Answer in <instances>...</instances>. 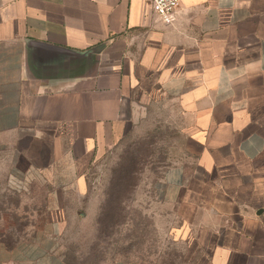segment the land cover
Here are the masks:
<instances>
[{
	"label": "crops",
	"instance_id": "0c3cea01",
	"mask_svg": "<svg viewBox=\"0 0 264 264\" xmlns=\"http://www.w3.org/2000/svg\"><path fill=\"white\" fill-rule=\"evenodd\" d=\"M158 100L222 178L195 202L175 163L158 197L205 215L210 264H264V0H182L171 25L151 0H0L1 220L29 222L6 227L19 239L0 240V264H67L89 165Z\"/></svg>",
	"mask_w": 264,
	"mask_h": 264
},
{
	"label": "rangeland",
	"instance_id": "374dc122",
	"mask_svg": "<svg viewBox=\"0 0 264 264\" xmlns=\"http://www.w3.org/2000/svg\"><path fill=\"white\" fill-rule=\"evenodd\" d=\"M145 104L124 139L88 167L85 194L70 205L60 237L67 264H210L206 248L215 238L201 229L205 215L196 218L180 203L169 205L157 191L163 172L175 163H185L195 202L211 198V183L222 178L196 166L190 154L196 148L185 140L190 126L179 109H165L163 100ZM1 202L0 240L12 244L19 238L5 235L11 232L6 227L17 230L29 222L2 221L4 197Z\"/></svg>",
	"mask_w": 264,
	"mask_h": 264
},
{
	"label": "built area",
	"instance_id": "2783aa9c",
	"mask_svg": "<svg viewBox=\"0 0 264 264\" xmlns=\"http://www.w3.org/2000/svg\"><path fill=\"white\" fill-rule=\"evenodd\" d=\"M182 0H151L153 12L166 25L176 20L177 10Z\"/></svg>",
	"mask_w": 264,
	"mask_h": 264
}]
</instances>
